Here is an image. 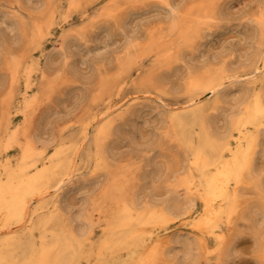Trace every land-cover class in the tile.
I'll use <instances>...</instances> for the list:
<instances>
[{
	"label": "bare ground",
	"instance_id": "1",
	"mask_svg": "<svg viewBox=\"0 0 264 264\" xmlns=\"http://www.w3.org/2000/svg\"><path fill=\"white\" fill-rule=\"evenodd\" d=\"M79 1L69 0V7L78 8ZM157 1L170 10L169 19H160L159 28L150 30L144 39L134 35L136 28L126 32L130 17L128 21L127 18L134 13L116 9L111 17L115 20L112 28L126 33L116 62L122 74L130 73L136 65L135 72H139L146 56L154 57L158 66L173 61L178 63L176 70L179 66L184 68L180 88L189 96L164 113L161 122L163 126L169 124L172 136L188 151L186 170L171 172L174 185L184 188V202L175 196L159 200L154 190L143 199L137 190L132 192L133 173L127 170L117 174L120 161L114 158L113 148L106 141L116 130L119 118L130 112L133 121L149 110L141 102L160 88L162 74L148 73L139 80V87L127 92L125 80L104 81V89L119 87L116 97L104 101L102 110L80 123L68 140L44 138L39 136L41 132L24 129L21 141L19 128L10 131L9 108L3 106L0 264H200L201 258L207 259L206 264H225L234 252V237L240 232L237 221L245 218L246 211L240 212V206L246 205L252 214L248 217L253 222L252 230L258 221L264 226V165L256 166L257 160L264 157V13L257 18L255 47L244 61L229 60L224 52L217 54L211 64L197 68L193 60L206 32L211 31L207 26L213 20L228 19L229 12L215 7L212 1L205 5H200L199 0H187L181 5H174L171 0ZM43 4L46 16L54 18V1L43 0ZM112 12L107 10V14ZM43 21L33 17L23 21L20 15L12 20L20 39L32 47L41 43ZM95 27L88 33L84 28L62 33L57 48L43 56L40 70L46 80L41 93L50 87L48 77L66 70L74 53L80 54L82 44ZM172 35L175 39L170 40ZM75 49L79 52H73ZM17 53L12 48L1 51V62L8 66L11 75L10 82L4 81L11 104L22 69ZM39 61L38 65L35 61L33 64L40 66ZM86 61V56L80 54L77 63L84 65ZM24 74L25 88L16 109L28 120L27 111L37 103L39 94L29 93L33 83L30 72ZM145 82L154 89L142 86ZM157 95L155 100L163 102ZM69 120L64 118L62 124ZM15 145L20 152L14 161L6 150ZM50 147L55 148L52 153L48 151ZM83 157L92 168L84 174L77 167ZM154 164L156 169L149 177L152 181L161 177L160 163ZM102 166L108 171L106 183L101 184L107 186L103 195L107 205L96 206L93 198L92 204L84 202L74 212L69 185L85 187L94 182L97 188L102 176L96 171ZM163 173L161 182H167L170 176ZM243 186L252 188L256 195L252 205L246 204L251 195L241 191ZM196 199L201 201L198 211L194 210ZM96 227L101 229L95 241ZM261 244L264 254V235Z\"/></svg>",
	"mask_w": 264,
	"mask_h": 264
},
{
	"label": "rangeland",
	"instance_id": "2",
	"mask_svg": "<svg viewBox=\"0 0 264 264\" xmlns=\"http://www.w3.org/2000/svg\"><path fill=\"white\" fill-rule=\"evenodd\" d=\"M53 1L55 14L54 18L50 19L44 12L43 0H0V130L5 125L3 120L4 106V109L9 108L10 112V131L16 127L19 128L21 141L24 140L22 135L24 129H29V132H41L39 136H44V138L55 136L64 137L68 140L67 138L77 131L80 123L90 120L98 111L102 110L104 101L116 97L119 87L104 89L102 88L104 81L118 80L120 82L125 80L128 82L125 90L127 92L139 87V80L148 73L162 74L163 83L160 88L141 102L149 110L143 114V117L133 119V121H130V112L119 118L116 122V130L106 141L107 145L109 144L108 146L113 148L114 158L120 161L118 164L120 168L116 169L117 174L120 176L122 172L127 170L133 173L131 176V183L134 184V188L131 189L132 192L137 190L139 197L143 199L148 196L150 191L154 190L156 198L159 200L175 196L184 202V188L174 185L171 172L186 170L188 151L172 136L169 124L166 126L161 124L164 113L189 96L180 88L184 82V68L179 66L176 70L178 63L173 61L158 66L154 57L146 56L143 57V68H140L139 72H135L136 65L130 73L122 74L116 62V55L125 41L126 33L112 28L115 20L111 19L116 9L119 12L124 9L125 13L130 10L134 14L127 18L128 21L130 17L126 23L128 29L126 32H133V29L136 28L134 35L136 33L139 39H144L150 30L159 28L157 22L160 19L164 22L168 21L170 10L157 0H80L81 5L76 9L69 7V0ZM186 1L171 0V3L181 5ZM210 1L215 4V7L229 12L230 15L228 19L223 21L213 20L209 23L207 27L211 28V31L206 32L202 45L196 51L193 60L195 67L199 68L211 64L217 54L224 52L229 55V60L236 63L244 61L255 47L254 35L258 28L257 18L261 13H264V0H199V4L205 5ZM119 6H121L120 9ZM107 10L113 12L107 14ZM18 15L23 21H27L31 17L44 19L42 24L44 33L41 43L37 47L27 45L15 31L12 20ZM94 25L96 27L90 34L88 41H84V45L82 44L81 52L79 49L73 50V52H79L86 56V63L79 65L77 62L80 54L74 53L66 70L48 77V86L50 87L41 93L42 82L46 80L41 76L43 56L57 48L62 33L69 32L73 28H84V32L88 33L87 31ZM173 39H175L174 35L170 40ZM4 48L18 50L16 56L22 61V69L18 75L14 103L12 104L8 98L7 83L4 86V81L10 82L11 76L8 66L1 62V51ZM84 49H90V51L87 53ZM38 59L40 66H37ZM34 61L37 65L33 64ZM96 63H98L97 66ZM25 72H30L29 80L33 83L29 93L39 94L37 103L29 112L27 111L28 120H25L18 108L16 109V104L25 88ZM150 79L148 78V80ZM142 86L154 89V86L149 82H145ZM234 92L229 94L230 102L233 101ZM156 95L160 96L164 103L156 101ZM209 97L211 96H207V98ZM66 117L70 119L69 122L62 124ZM219 125L222 126L223 121ZM90 133H92V129ZM153 138L155 139L153 140ZM91 140L92 136L89 137L88 147L91 146L89 142ZM56 144H59L58 140ZM87 146L86 148H88ZM54 150V147H50L48 151L52 153ZM86 150H83L84 153ZM19 152L20 148L16 145L10 146L6 150L7 156L14 161L19 158ZM84 153L81 151L80 154L83 156ZM156 162L161 165V177L156 178V176L152 181L150 178L156 169L154 164ZM90 165L91 163L83 157V160H79L77 164L78 169H80L79 173L90 172L92 169ZM167 165H169L168 169H166ZM261 165H264V157L259 158L256 162L257 167ZM83 167L89 169H83ZM164 171L170 176L167 182H161L164 180ZM96 172L102 176L97 188L94 187V182L88 183L85 187L69 185L73 190L70 202L74 206V212L82 207L84 202L89 201V204H92L93 198L96 200V206L105 207L107 205L103 196L107 186L101 187V184L106 183L108 171L102 166ZM174 190L176 192H171ZM241 191H247L251 195L249 202L246 201L248 206L255 203L256 195L252 188L250 190L248 186H243ZM200 209L201 201L196 199L194 210ZM243 209L246 211L245 218L237 221L240 232L234 237V252L232 258L230 257L225 264H264V254L261 251V238L264 235L263 223L258 221V226L252 230L250 222L252 225L253 222L248 220L252 214L244 204L240 206L239 211L242 212ZM100 229V227L95 228V241L98 239ZM180 259H182L181 255ZM206 260V258H201L200 264H206Z\"/></svg>",
	"mask_w": 264,
	"mask_h": 264
}]
</instances>
